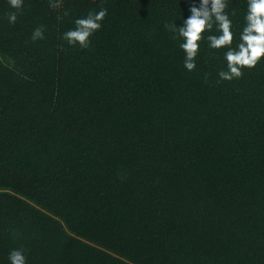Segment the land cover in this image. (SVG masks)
<instances>
[{
    "label": "trees",
    "instance_id": "1",
    "mask_svg": "<svg viewBox=\"0 0 264 264\" xmlns=\"http://www.w3.org/2000/svg\"><path fill=\"white\" fill-rule=\"evenodd\" d=\"M200 2L0 0V264H264V58L220 80L214 26L187 71L165 25ZM227 4L235 48L247 0Z\"/></svg>",
    "mask_w": 264,
    "mask_h": 264
},
{
    "label": "clouds",
    "instance_id": "2",
    "mask_svg": "<svg viewBox=\"0 0 264 264\" xmlns=\"http://www.w3.org/2000/svg\"><path fill=\"white\" fill-rule=\"evenodd\" d=\"M13 9L20 10L23 0H8ZM63 6V0H49V7L53 10ZM227 0H201L200 6L190 8L191 15L183 20L182 26L175 22L165 25L174 35V39L182 42L180 49L185 53L184 67L192 72L196 69V57L199 55L200 41L205 39L204 33L211 32L215 26L219 35H208V47L219 50L227 48L224 53L226 70L218 73L220 80L232 81L243 76V69L255 68L264 58V0H247V10L244 15V27L239 36V43L233 48L234 34L232 20L226 12ZM68 13L65 12L64 15ZM106 8L99 11H89L83 18L74 21L75 27L63 34V39L71 47L77 45L87 49L91 45V37L102 28V22L107 16ZM234 14V13H233ZM10 24L17 21L16 12L8 15ZM44 26L37 27L32 33V41L44 39ZM10 264H27L26 256L21 249H14L9 253Z\"/></svg>",
    "mask_w": 264,
    "mask_h": 264
}]
</instances>
